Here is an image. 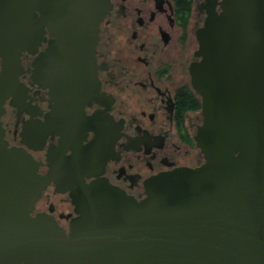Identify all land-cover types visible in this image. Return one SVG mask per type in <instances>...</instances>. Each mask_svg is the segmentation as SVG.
<instances>
[{"label":"flooded vegetation","instance_id":"obj_1","mask_svg":"<svg viewBox=\"0 0 264 264\" xmlns=\"http://www.w3.org/2000/svg\"><path fill=\"white\" fill-rule=\"evenodd\" d=\"M88 3L0 0L3 139L49 180L31 216L53 219L67 234L82 184L104 181L142 201L155 176L204 163L190 67L206 0H91L107 14L90 85Z\"/></svg>","mask_w":264,"mask_h":264},{"label":"water","instance_id":"obj_2","mask_svg":"<svg viewBox=\"0 0 264 264\" xmlns=\"http://www.w3.org/2000/svg\"><path fill=\"white\" fill-rule=\"evenodd\" d=\"M88 2L90 85L107 8ZM205 9L190 67L204 163L155 176L142 201L104 181L82 184L67 234L31 216L49 180L8 147L0 124V264H264V0H206Z\"/></svg>","mask_w":264,"mask_h":264},{"label":"trees","instance_id":"obj_3","mask_svg":"<svg viewBox=\"0 0 264 264\" xmlns=\"http://www.w3.org/2000/svg\"><path fill=\"white\" fill-rule=\"evenodd\" d=\"M190 109H193V110H200L201 109V102L198 101L197 99L193 98V96H192V100H191Z\"/></svg>","mask_w":264,"mask_h":264},{"label":"rangeland","instance_id":"obj_4","mask_svg":"<svg viewBox=\"0 0 264 264\" xmlns=\"http://www.w3.org/2000/svg\"><path fill=\"white\" fill-rule=\"evenodd\" d=\"M202 123V118H201V121H200V124Z\"/></svg>","mask_w":264,"mask_h":264}]
</instances>
